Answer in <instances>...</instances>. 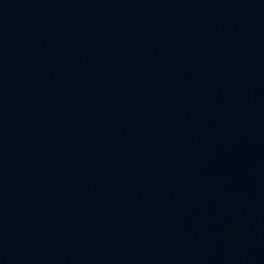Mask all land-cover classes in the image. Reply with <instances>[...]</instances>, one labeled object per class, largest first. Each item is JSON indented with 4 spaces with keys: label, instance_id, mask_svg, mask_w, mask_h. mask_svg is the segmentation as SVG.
Masks as SVG:
<instances>
[{
    "label": "water",
    "instance_id": "water-1",
    "mask_svg": "<svg viewBox=\"0 0 264 264\" xmlns=\"http://www.w3.org/2000/svg\"><path fill=\"white\" fill-rule=\"evenodd\" d=\"M0 264H264V0H0Z\"/></svg>",
    "mask_w": 264,
    "mask_h": 264
}]
</instances>
